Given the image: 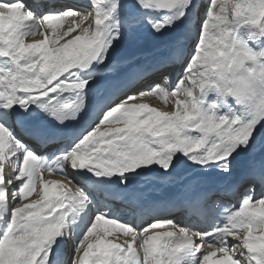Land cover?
I'll list each match as a JSON object with an SVG mask.
<instances>
[{
  "label": "snow or ice",
  "instance_id": "obj_1",
  "mask_svg": "<svg viewBox=\"0 0 264 264\" xmlns=\"http://www.w3.org/2000/svg\"><path fill=\"white\" fill-rule=\"evenodd\" d=\"M169 31L175 38L153 69L161 81L130 91L143 71L144 37ZM0 58V264H59L56 249L68 240L72 255L62 264H264V0H238L230 14L224 0H89L39 17L24 0H0ZM110 77L126 86L99 104L78 138L66 141L39 119H76L90 93L115 83ZM60 93H74L71 111L57 103ZM145 97L164 104L134 102ZM17 123L39 152L14 134ZM185 160L200 173L239 171L248 190L238 207H222L235 185L196 188L198 176L162 205L134 201L135 213L152 219L137 230L107 206L88 222L101 194L123 198L113 184L43 178L69 168L116 176L120 189L134 179L129 173L167 184ZM162 210L167 216L155 215ZM111 230L131 236L127 247L108 238Z\"/></svg>",
  "mask_w": 264,
  "mask_h": 264
},
{
  "label": "bare ground",
  "instance_id": "obj_2",
  "mask_svg": "<svg viewBox=\"0 0 264 264\" xmlns=\"http://www.w3.org/2000/svg\"><path fill=\"white\" fill-rule=\"evenodd\" d=\"M36 1L42 7L41 10H45V12L43 14H45L47 12L56 11V10L62 8V7H65L64 9H67L69 7L80 8V7L86 6L89 3V0H84V1H87V3L77 2V1L74 0V1H67L65 4H60L59 2L56 1L55 3H52V4L49 5L48 1H50V0H36ZM201 2L203 3L204 0H201ZM25 4L27 5L28 3H25ZM37 17H39V16H37ZM71 17L72 16H69L68 18H71ZM69 25H70V23H67V22L64 23L63 20H62L58 24L57 30L59 31L60 29L66 28ZM175 35H176V32L174 31L170 36H168L166 38H162V39H160L158 41H154V42H152V43H150L148 45H145L144 47H141V50L139 51L140 58H139V60L137 62H139L141 60V58L145 57L146 55L147 56H151V55H156V54L160 53V51H162L164 49L165 45L169 42V40L175 38ZM36 38H43V37H36ZM127 47L128 46H127L126 43H122L121 45L118 46V50L119 51H125V50H127ZM158 62L159 61H157L156 64ZM0 66H7V62H6V60L4 58H0ZM129 68H130V66H128V68L123 69V71L124 72H128ZM160 73L161 72H157V71L151 72L149 70H144V68H143V71L135 74V84L130 89V91H137L139 89L146 88L148 86V79L150 77H152V76L157 77V76L160 75ZM109 79L114 80V79H117V78L116 77H110ZM174 81H175V78L173 79V81H171L170 85L172 83H174ZM118 82L122 83L123 85H125V82H123V81H119L118 80ZM71 97H74V93H60V94L57 95V103H61L64 100H69ZM163 104H164V102H159L158 105H153V104L152 105L153 106H157V107H162ZM32 107H34V106H32ZM40 116L41 117H45V118L47 117V116H45L44 113H40ZM14 134L17 135L16 133H14ZM17 136L22 138V139H24L25 142H27V143H29L31 145V142L28 140V138H25V137H23V136H21L19 134ZM31 146L34 147L33 145H31ZM14 163L18 164V162L16 161V158L14 159ZM197 169H198V166H193V165H191L190 163H188L185 160V161H183L180 165H178L175 168V170H174V172L172 174V177H171V182L167 183V184L160 183L159 180H158V175L155 174V173L141 174V176H139V177H135V174H133V173H129V174H126V175H130V176L134 177V179L131 181L130 184L143 188L144 190H146L148 192V194L150 196H156V199H157L156 203L161 204V205L167 202L166 198H167L168 195H170V194L176 195L184 186L188 185L190 182H193L196 179V177H198V176L202 177L205 181H207L208 183H212V184L215 183V182L226 181L229 178V177H226V176H224L222 174L215 173V170H211L208 173H200V172L197 171ZM9 171L10 170L8 168L5 169V173L6 174ZM136 171L137 172H141L142 169H137ZM238 172L239 171H237L236 173H238ZM236 173H234L230 177H233ZM45 177L49 178V179H53V180H57V179L65 180V182L67 181L68 178H74V180L77 183H81V180L77 177V172H73L69 168H65L64 169V174H53L51 176L46 174ZM114 177H116V176H113L111 178H114ZM90 181H103L106 184L112 182V180H108V178H105V177H99L98 178V177H95L93 174L91 175ZM17 183H19V182H17ZM82 186H83V184H82ZM13 187H16V185H13ZM178 195H180V194H178ZM256 198H260V195L258 197H256ZM96 203L97 202L94 201V205H96ZM238 205L239 204H237L236 206L238 207ZM113 214L119 216V218L122 221L131 223V225L134 228H136L137 230H142L143 229V228H139L140 224H141V219L140 218H141L142 215H139L136 218H131L130 219L127 216L126 217H122L125 214H118L117 212H114ZM155 215L160 216V217L167 216V214H160V213L159 214H155ZM150 217H151V215H150ZM138 219H140V220L138 221ZM180 219H183V217L181 216ZM112 232H117V231L111 230L109 235H108V238L109 239H115L118 243L124 244V246L127 247L126 241L125 242L123 240L120 241L119 237L110 236V234ZM97 233L101 234V235H98V236H103V234H104V226H101L100 228H98ZM119 233H121L119 235L121 237L126 238L128 236V235L123 234L122 232H119ZM256 234H258V233H256ZM76 237L78 238L79 235L76 234ZM95 238L96 237H94L93 239H95ZM129 239H131V236L128 238V240ZM72 244H73V241L68 240V241L65 242V245L62 248L56 249L55 258L59 262V264H61L60 260L58 258L59 254H63V255L67 256V254H69V252L72 251ZM135 248H136V244L134 242L133 243V249L135 250ZM213 259H219V254L217 255V257H214Z\"/></svg>",
  "mask_w": 264,
  "mask_h": 264
},
{
  "label": "rangeland",
  "instance_id": "obj_3",
  "mask_svg": "<svg viewBox=\"0 0 264 264\" xmlns=\"http://www.w3.org/2000/svg\"><path fill=\"white\" fill-rule=\"evenodd\" d=\"M224 2H225V4H226V12L228 13V14H230V12H231V5L233 4V3H236V2H238V0H224ZM174 31H169L167 34H165V35H156V36H153V35H146L145 37H144V41H145V39L149 36V37H153V41H149L148 42V44H150V43H152V42H154V41H158V40H160V39H162V38H166V37H168V36H170L172 33H173ZM126 43V42H125ZM148 44H146V45H148ZM144 45V44H143ZM142 45V46H143ZM254 46V45H253ZM141 50V49H140ZM139 50V51H140ZM10 170V169H9ZM44 179H49V178H44ZM73 180H74V178H73ZM75 181V180H74ZM37 190H38V185H37ZM32 198H36V194L35 193H33V196L32 197H30L29 199H32ZM121 233H119V232H112L111 234H110V236H113V237H119V239H120V241H127L128 240V238L130 237L129 235L126 237V238H124V237H121V236H119ZM98 235H101V234H98L97 232L96 233H94V235H93V237L92 238H94V237H97ZM104 235V234H103ZM67 253V252H66ZM71 255H72V251L71 252H69V254H67V256L66 255H63V257H61L60 258V261L61 262H64V261H67L70 257H71ZM66 256V257H65Z\"/></svg>",
  "mask_w": 264,
  "mask_h": 264
}]
</instances>
